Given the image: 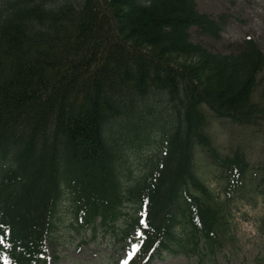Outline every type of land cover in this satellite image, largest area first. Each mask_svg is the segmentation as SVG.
Wrapping results in <instances>:
<instances>
[{
	"label": "trees",
	"instance_id": "trees-1",
	"mask_svg": "<svg viewBox=\"0 0 264 264\" xmlns=\"http://www.w3.org/2000/svg\"><path fill=\"white\" fill-rule=\"evenodd\" d=\"M225 23L197 0H1L0 264H47L65 206L76 230L133 244L129 264L162 252L211 264L251 162L213 146L207 110L264 123L258 42L224 54L191 38ZM159 136L160 155L124 185L127 150ZM200 151L222 169V196L197 172Z\"/></svg>",
	"mask_w": 264,
	"mask_h": 264
},
{
	"label": "rangeland",
	"instance_id": "rangeland-1",
	"mask_svg": "<svg viewBox=\"0 0 264 264\" xmlns=\"http://www.w3.org/2000/svg\"><path fill=\"white\" fill-rule=\"evenodd\" d=\"M198 7L219 18L224 16L226 23L221 35L216 38L191 29V38L213 52L231 53L246 37L255 39L264 51V0H197ZM1 3V0H0ZM263 84L255 92V100L264 101ZM209 131L213 136V146L223 154L242 149L251 162L246 186L238 193V199L230 204V236L225 245L217 251L211 264H264V198L259 191L264 189V123L256 127H243L227 119H217L210 110ZM160 136L152 138L142 148H131L126 152V181L141 177L147 170V163L161 152ZM197 172L210 189L219 194L222 186V169H218L206 154L198 152ZM222 196V193H220ZM135 206L127 204L125 215L134 213ZM125 220L118 223L120 227ZM72 213L65 206L59 215L58 227L48 243L47 264H128L135 254L133 246H123L104 229L92 232L88 229L76 230ZM151 264H196L195 257L184 254L163 252Z\"/></svg>",
	"mask_w": 264,
	"mask_h": 264
}]
</instances>
